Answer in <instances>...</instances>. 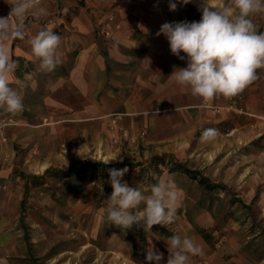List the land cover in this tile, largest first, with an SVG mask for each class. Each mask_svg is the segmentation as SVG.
Returning a JSON list of instances; mask_svg holds the SVG:
<instances>
[{"label": "rangeland", "instance_id": "obj_1", "mask_svg": "<svg viewBox=\"0 0 264 264\" xmlns=\"http://www.w3.org/2000/svg\"><path fill=\"white\" fill-rule=\"evenodd\" d=\"M10 11L11 5L0 18ZM192 15L187 14L189 22L195 21ZM53 72L42 71L40 63L18 68L10 86L23 97L24 111L12 115L0 108V264H149V241L167 264L166 240L174 233L203 249L204 255L190 256L188 264H264V119L237 109L245 91L231 98L228 108L242 121L247 118V127L231 131L226 150L216 158H177L155 155L117 122L107 133L95 120L64 121L49 104L63 94L49 89ZM47 118L55 124L45 125ZM99 163H125L129 171L123 180L146 195L158 179L173 184L180 204L175 222L151 230L109 225L104 200L113 191L110 168L96 167ZM176 167L201 172L219 188L211 191L172 172ZM50 169L61 174L46 176Z\"/></svg>", "mask_w": 264, "mask_h": 264}, {"label": "crops", "instance_id": "obj_2", "mask_svg": "<svg viewBox=\"0 0 264 264\" xmlns=\"http://www.w3.org/2000/svg\"><path fill=\"white\" fill-rule=\"evenodd\" d=\"M203 2L191 0L170 11L169 0H36V8L20 21L25 38L11 39L7 46L21 70L39 63L29 44L35 34L49 29L63 37V63L49 74V89L63 94L49 104L63 113L64 121L89 125V120H95L107 133L111 122H117L155 155L216 158L226 150L231 131L242 133L248 119L242 121L228 108L231 98L218 95L204 101L179 86L171 77L173 66L184 68L187 60L171 53L163 34L156 35L165 22L188 21V13L195 12L191 19L198 22ZM9 3L0 0V14ZM223 3L209 0L210 6ZM47 15H53L52 21L32 24ZM251 18L258 32H264V14ZM11 23L14 28L18 21L13 17ZM257 72L259 79L244 90L246 98L237 102V109L264 119V69ZM14 79L15 74L10 82ZM44 124L55 123L47 118ZM207 128L218 129L220 135L203 142L199 134ZM103 142L105 147L107 139Z\"/></svg>", "mask_w": 264, "mask_h": 264}, {"label": "clouds", "instance_id": "obj_3", "mask_svg": "<svg viewBox=\"0 0 264 264\" xmlns=\"http://www.w3.org/2000/svg\"><path fill=\"white\" fill-rule=\"evenodd\" d=\"M190 2L169 0V10L176 11L178 4ZM9 4V16L0 18V108L18 115L23 113L25 106L23 97L10 86V78L19 63L12 59L7 42L25 38V25L20 21L36 8V0H11ZM200 10L202 16L198 22H165L156 33L167 38L173 55L187 60L184 68L173 66L171 77L179 86L190 89L192 96L204 101H211L218 95L233 98L259 79L258 69H264V32H258L251 18L264 14V0H224L222 5L214 6L204 0ZM13 17L18 21L14 28ZM62 40L60 34L49 29L39 31L29 40L32 54L39 60L42 71L51 73L63 63ZM219 135L218 129L207 128L202 131L201 140L212 141ZM128 171L127 167L108 169V183L113 189L104 200L109 225L126 231L133 225H143L145 230H151L154 225L167 227L173 224L180 206L174 185L158 179L146 195L123 180ZM149 175L155 178L156 174L150 172ZM166 244L167 264H188L190 256L204 255L203 249L186 236L182 238L174 233L167 238ZM163 259V253L149 241L146 261L161 264Z\"/></svg>", "mask_w": 264, "mask_h": 264}, {"label": "trees", "instance_id": "obj_4", "mask_svg": "<svg viewBox=\"0 0 264 264\" xmlns=\"http://www.w3.org/2000/svg\"><path fill=\"white\" fill-rule=\"evenodd\" d=\"M183 6H187V5H183ZM192 14L195 15V12L192 13ZM88 165L89 164H86L85 167H88ZM96 167L122 169V168L126 167V164L125 163H121V164H117L116 166H109V165H105L103 163H99V164H97ZM178 171H181L182 173L186 174L192 180L199 181V183L202 186H206L211 191L219 188V185L211 184L209 179L206 178L205 176H203V174L201 172L192 171L191 169L182 168V167H176V169H172V172H178ZM58 174H61V172L58 171L57 173H54V171L51 170V169L46 172V176H51V177H55V178L58 177ZM67 176H69V175H67ZM199 233L201 234V236L203 237V239L207 243L211 244L210 243L211 242V239H210L211 237L205 231L201 230Z\"/></svg>", "mask_w": 264, "mask_h": 264}]
</instances>
